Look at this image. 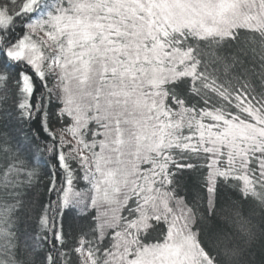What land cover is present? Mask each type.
<instances>
[{
    "label": "snow or ice",
    "instance_id": "1",
    "mask_svg": "<svg viewBox=\"0 0 264 264\" xmlns=\"http://www.w3.org/2000/svg\"><path fill=\"white\" fill-rule=\"evenodd\" d=\"M176 201L264 213V0H0V264H183Z\"/></svg>",
    "mask_w": 264,
    "mask_h": 264
},
{
    "label": "trees",
    "instance_id": "2",
    "mask_svg": "<svg viewBox=\"0 0 264 264\" xmlns=\"http://www.w3.org/2000/svg\"><path fill=\"white\" fill-rule=\"evenodd\" d=\"M165 197L174 199L170 194ZM178 202L189 213L199 247L213 264H250L251 250L264 245V213L258 208L249 212L247 206L224 201L215 209V221H202Z\"/></svg>",
    "mask_w": 264,
    "mask_h": 264
},
{
    "label": "rangeland",
    "instance_id": "3",
    "mask_svg": "<svg viewBox=\"0 0 264 264\" xmlns=\"http://www.w3.org/2000/svg\"><path fill=\"white\" fill-rule=\"evenodd\" d=\"M109 205L108 208H102L100 212V223L102 230L106 234L108 230L115 226L116 220L113 219V212L110 206L115 203V197L112 195H105L99 197ZM173 201L171 197L163 196L161 200V206H166L167 203ZM174 215L179 218L176 220L177 227L180 229L179 240L181 241V252L183 264H213L212 261L207 257L203 250L199 247L194 232L191 229V218L189 213L182 207V205L176 201V207ZM85 264H90V258L85 255Z\"/></svg>",
    "mask_w": 264,
    "mask_h": 264
}]
</instances>
